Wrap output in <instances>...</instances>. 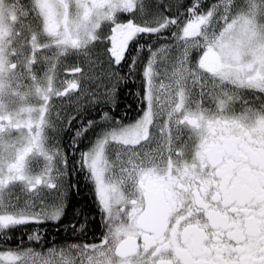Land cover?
<instances>
[{
  "label": "snow or ice",
  "instance_id": "obj_1",
  "mask_svg": "<svg viewBox=\"0 0 264 264\" xmlns=\"http://www.w3.org/2000/svg\"><path fill=\"white\" fill-rule=\"evenodd\" d=\"M0 264H264V0H0Z\"/></svg>",
  "mask_w": 264,
  "mask_h": 264
},
{
  "label": "trees",
  "instance_id": "obj_2",
  "mask_svg": "<svg viewBox=\"0 0 264 264\" xmlns=\"http://www.w3.org/2000/svg\"><path fill=\"white\" fill-rule=\"evenodd\" d=\"M133 101H135V97L134 96H131L129 93H124V98L122 100V104H127V103H132L133 104V112H135V104L133 103ZM123 110V109H122ZM86 200V197H84L83 195H81L80 197H78L76 199V201H74V203H77V204H80L81 202L85 201ZM88 202V205L89 207L91 208V203H90V199L87 201ZM94 212V210H93ZM100 228L98 226H94V231H96L97 233L100 232ZM47 232L50 234L48 235H51L52 238L54 240H58L60 239V237L58 235L55 234V229L51 226H48L47 227Z\"/></svg>",
  "mask_w": 264,
  "mask_h": 264
},
{
  "label": "flooded vegetation",
  "instance_id": "obj_3",
  "mask_svg": "<svg viewBox=\"0 0 264 264\" xmlns=\"http://www.w3.org/2000/svg\"><path fill=\"white\" fill-rule=\"evenodd\" d=\"M135 87L138 88L139 87V84H137ZM133 103L135 104V101H133ZM48 234H50V232Z\"/></svg>",
  "mask_w": 264,
  "mask_h": 264
},
{
  "label": "rangeland",
  "instance_id": "obj_4",
  "mask_svg": "<svg viewBox=\"0 0 264 264\" xmlns=\"http://www.w3.org/2000/svg\"><path fill=\"white\" fill-rule=\"evenodd\" d=\"M96 85H95V83H93V87H95Z\"/></svg>",
  "mask_w": 264,
  "mask_h": 264
}]
</instances>
